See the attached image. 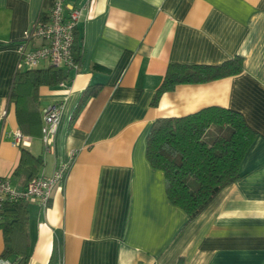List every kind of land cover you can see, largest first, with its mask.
I'll use <instances>...</instances> for the list:
<instances>
[{
  "label": "crops",
  "instance_id": "crops-1",
  "mask_svg": "<svg viewBox=\"0 0 264 264\" xmlns=\"http://www.w3.org/2000/svg\"><path fill=\"white\" fill-rule=\"evenodd\" d=\"M53 3L0 0V179L9 176L22 189L13 175L21 147L41 156L37 175L71 159L45 209L26 201L27 264H264V0H88L76 23L78 70L39 86L40 119L20 116L21 125L9 99L21 67L18 43ZM233 56L243 59L240 73L178 84L152 104L169 63ZM91 85L97 93L72 118ZM49 104L60 114L45 150L41 109ZM209 106L239 112L256 137L239 178L189 219L168 200L163 172L147 160L146 138L156 118ZM3 248L0 227V264L18 259L2 258Z\"/></svg>",
  "mask_w": 264,
  "mask_h": 264
},
{
  "label": "trees",
  "instance_id": "trees-1",
  "mask_svg": "<svg viewBox=\"0 0 264 264\" xmlns=\"http://www.w3.org/2000/svg\"><path fill=\"white\" fill-rule=\"evenodd\" d=\"M72 55L79 67L82 49L77 44L76 30ZM242 69L241 56H233L218 64L169 63L152 104H156L162 92L171 90L178 84L203 83L238 74ZM69 72L68 69L53 65L18 67L11 83L9 99L16 106L21 125L23 123L20 122V116L27 115L26 118L31 122L40 119L36 102L37 88L67 81ZM97 90V87L91 85L82 92L72 118ZM214 125L219 126L218 133L207 143L203 140V135ZM255 137L256 132L239 112L225 107L209 106L183 116L156 118L146 138V157L151 166L163 172L168 200L179 206L191 219L197 216L222 188L239 178L240 162ZM42 164L40 155H33L21 147L19 162L13 175L19 177L24 186L29 179L37 175ZM26 221V201H2L0 227L4 234V248L1 257L18 256V259L10 264L28 262Z\"/></svg>",
  "mask_w": 264,
  "mask_h": 264
},
{
  "label": "built area",
  "instance_id": "built-area-1",
  "mask_svg": "<svg viewBox=\"0 0 264 264\" xmlns=\"http://www.w3.org/2000/svg\"><path fill=\"white\" fill-rule=\"evenodd\" d=\"M88 7V0L81 7H76L66 0H54L48 14L38 17L31 28L25 32L18 43L19 65L21 67H38L53 65L64 69L78 70L72 55L77 19L82 10ZM59 108L49 104L41 109V141L45 150L49 149L52 136L56 131L59 119ZM14 143H24L19 130L14 133ZM71 159L58 163L51 175H35L29 179L22 189L10 184L9 176L0 179V205L5 199L35 201L45 209L52 191L59 187L66 177ZM3 264H8L4 262Z\"/></svg>",
  "mask_w": 264,
  "mask_h": 264
},
{
  "label": "rangeland",
  "instance_id": "rangeland-1",
  "mask_svg": "<svg viewBox=\"0 0 264 264\" xmlns=\"http://www.w3.org/2000/svg\"><path fill=\"white\" fill-rule=\"evenodd\" d=\"M218 127L219 126H215V125L211 126L207 130V132L203 135V140L209 143L212 140L213 136L218 133L219 130Z\"/></svg>",
  "mask_w": 264,
  "mask_h": 264
}]
</instances>
